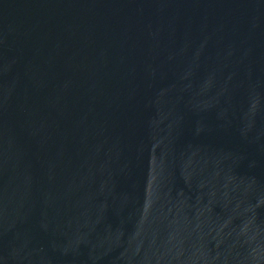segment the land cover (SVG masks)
<instances>
[{"label":"water","instance_id":"95a60500","mask_svg":"<svg viewBox=\"0 0 264 264\" xmlns=\"http://www.w3.org/2000/svg\"><path fill=\"white\" fill-rule=\"evenodd\" d=\"M0 264H264V0H0Z\"/></svg>","mask_w":264,"mask_h":264}]
</instances>
